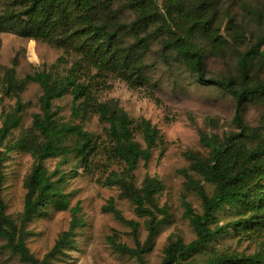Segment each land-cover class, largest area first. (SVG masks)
Returning <instances> with one entry per match:
<instances>
[{
	"label": "trees",
	"instance_id": "1",
	"mask_svg": "<svg viewBox=\"0 0 264 264\" xmlns=\"http://www.w3.org/2000/svg\"><path fill=\"white\" fill-rule=\"evenodd\" d=\"M117 4L128 9L135 19L122 22L114 10ZM224 4L223 0H163L160 8L158 0H31L23 10L0 15L3 32L47 44L66 39L79 41L77 50L82 58L74 64L75 69L81 65L89 72L108 70L138 86L148 82L145 58L151 50L152 39L169 34L163 39L165 49L173 51L200 83L223 88L234 98L235 130L224 137L203 134L201 142L208 150L206 157L198 152L186 154L191 163L189 171L202 178L196 180L188 170L182 171L186 189L201 199L203 213L197 214L184 201L186 217L196 239L190 244H185L180 237L172 240L165 249L162 264H264V251L245 256L210 249L231 231L237 236L264 234V123L255 129L245 122L247 106L264 103V78L254 72L264 60V38H257L247 52L239 55L236 76L209 77V54L205 45L218 56L229 44L228 35L234 44H241L247 38L246 27L238 25L240 23L228 14ZM243 9L248 14L246 20H254L264 27V4L262 8L254 9L245 3ZM223 24L228 25L223 27ZM230 31L232 33H226ZM200 44L205 45L201 47ZM15 66L4 68L3 73L0 71V101L5 97L17 99L15 112L5 115L0 145L23 122L25 107L21 97L30 83L38 84L43 92L41 114L34 120V129L42 141L36 137L23 138L10 150L31 154L35 160L25 181L27 193L19 220L7 214L2 194L7 155L0 153V237L6 242L0 254L10 251L24 264H53L67 249L74 247L75 231L84 226L74 210L70 229L42 260L37 259L27 245L29 224L37 218L48 217L49 207L57 211H67L70 207L69 195L64 192L66 174L60 169L50 173L45 162L73 156L80 165L88 167L96 151L95 142L81 126L58 124L56 120L54 102L71 94L73 115L84 119L91 113L98 115L101 122L109 126L114 157L126 165L121 174H113L109 184L120 188L121 198L135 206L138 216L149 218L146 222L149 237L142 244L139 224L126 219L111 200L104 211L131 228L136 246L131 248L115 237H110L109 242L118 253L135 257L139 264H147L145 256L169 218V209L160 207L157 201L165 190L162 181L148 176L139 187L134 181V173L141 162L145 165L150 162L153 148L161 139L160 132L150 121L130 118L115 100L98 101L76 73L59 78L43 71L19 80ZM85 76L89 77V74ZM135 130L143 135L146 148L136 142ZM71 137L76 138L74 147L68 145ZM202 180L214 188L212 194L208 193ZM228 210L235 213L237 219L221 227L220 216ZM158 215L163 218L158 219ZM200 257L204 259L198 260Z\"/></svg>",
	"mask_w": 264,
	"mask_h": 264
},
{
	"label": "rangeland",
	"instance_id": "2",
	"mask_svg": "<svg viewBox=\"0 0 264 264\" xmlns=\"http://www.w3.org/2000/svg\"><path fill=\"white\" fill-rule=\"evenodd\" d=\"M224 7L230 16H235L239 26L247 29V38L241 44H234L228 35L227 48L215 56L211 47L204 46L209 54L207 59V75L225 78L238 74L239 55L249 50L257 38H264V27L254 20H246L248 15L243 5L262 8L264 0H223ZM31 0H0V15L6 12L23 10ZM163 7V0H158ZM114 10L122 22H132L134 15L122 5L117 4ZM161 10V9H160ZM162 12V10H161ZM252 20V19H251ZM250 20V21H251ZM228 24H223L227 27ZM223 33V32H222ZM227 34L232 33L231 31ZM224 34V33H223ZM162 38L152 39L151 50L146 54L148 65L146 76L148 82L144 86L134 85L126 81L118 73L108 70L87 71L80 62L79 41L62 40L60 43L47 44L36 40L22 38L11 32L0 30V71L16 65L17 77L25 79L37 72H49L59 78H66L71 73L80 75L81 82L89 86L92 95L100 102L115 100L118 105L135 121L145 119L160 132L161 139L152 151L148 165L141 162L134 173L137 186H142L146 177H156L165 186L164 192L157 198L160 207L169 209V218L162 225L155 237L145 259L147 264H162L165 249L172 240L182 238L185 244L196 239L195 231L186 217L184 201L191 205L197 214L203 213L202 201L193 192L186 189V178L182 171L188 170L196 180L202 179L189 171L188 152L208 155L203 146V134L224 137L235 130L233 119L236 111L234 98L223 88L200 83L182 64L176 54L164 47ZM264 46V45H263ZM264 51V47H262ZM261 66V68H259ZM78 71V72H75ZM264 78V60L254 70ZM89 74V77L85 76ZM42 89L36 83H30L22 94L21 101L25 107L21 126L13 130L12 135L0 145V153L6 154L4 163L5 182L3 198L7 205V214L19 220L24 212L25 181L30 175L35 160L31 154L11 151L14 144L23 139L36 137L42 141L40 134L34 129L35 117L41 114L40 98ZM73 99L67 94L62 100L55 101L53 111L56 112L58 124L81 126L96 144V151L90 159L88 167H83L76 158H54L45 162L50 173L60 169L67 176L64 192L69 195L70 207L67 211H57L49 207L48 217L37 218L28 225L27 245L34 256L42 260L55 246L61 236L71 226L74 210L84 226L75 231L76 244L67 249L53 264H139L135 257L122 255L113 249L110 237L131 248L136 242L128 225L119 222L113 214L106 213L104 208L113 200L116 207L126 219L139 224V241L144 244L149 231L146 228L148 217L137 215L135 206L121 198V190L110 185L113 174H121L125 163L114 157L113 143L109 136V126L102 123L99 116L91 113L88 118H77L72 113ZM17 106L16 98L5 97L0 101V131L6 114H13ZM245 122L255 129L264 123V103L249 104L245 110ZM135 140L146 148L143 135L135 130ZM76 138L68 141L74 147ZM203 181V180H202ZM208 193L214 188L203 181ZM158 215V219H162ZM236 214L227 211L219 220L221 227L236 220ZM6 242L0 237V250ZM220 253L251 256L264 251V234L237 236L231 231L217 243L210 246ZM204 257L198 258L203 260ZM0 264H24L17 255L10 251H2Z\"/></svg>",
	"mask_w": 264,
	"mask_h": 264
}]
</instances>
